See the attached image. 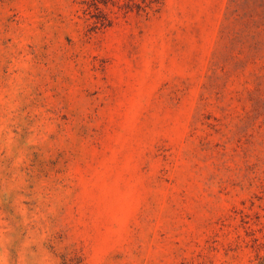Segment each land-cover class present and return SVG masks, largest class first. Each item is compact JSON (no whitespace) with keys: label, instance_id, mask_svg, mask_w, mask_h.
<instances>
[{"label":"rangeland","instance_id":"rangeland-1","mask_svg":"<svg viewBox=\"0 0 264 264\" xmlns=\"http://www.w3.org/2000/svg\"><path fill=\"white\" fill-rule=\"evenodd\" d=\"M0 264H264V0H0Z\"/></svg>","mask_w":264,"mask_h":264}]
</instances>
